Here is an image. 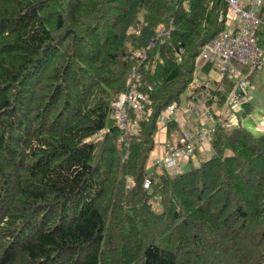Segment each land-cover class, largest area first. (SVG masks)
Instances as JSON below:
<instances>
[{
    "label": "trees",
    "instance_id": "16d2710c",
    "mask_svg": "<svg viewBox=\"0 0 264 264\" xmlns=\"http://www.w3.org/2000/svg\"><path fill=\"white\" fill-rule=\"evenodd\" d=\"M226 8L0 0V264H264L263 124L219 120L198 165L147 169L163 110L206 84L220 106L236 83L218 90L216 65L198 61ZM258 15L264 49V2ZM236 66L251 84L243 118L261 100L251 78L264 63ZM197 69L207 83L194 84ZM131 73L146 100L125 107V131L113 101Z\"/></svg>",
    "mask_w": 264,
    "mask_h": 264
},
{
    "label": "built area",
    "instance_id": "2783aa9c",
    "mask_svg": "<svg viewBox=\"0 0 264 264\" xmlns=\"http://www.w3.org/2000/svg\"><path fill=\"white\" fill-rule=\"evenodd\" d=\"M227 8L219 15V19L225 22V28L217 32L202 47L198 57L199 62L209 61L216 65L218 81L229 77L235 78L236 83L227 96L230 107L229 113L233 118L241 111L242 102L248 98L250 83L241 75L237 64L260 66L264 63V49L257 40V30L261 23L258 15L264 0H225ZM163 34V28L159 29V36ZM130 87L121 92L113 102L115 118L120 127L128 131L132 124L128 120L126 106H131L136 111L142 110V100L146 97L137 89L135 74L129 76ZM223 84H218V89H223ZM212 97L216 101L217 96L208 89H202L182 105H169L159 116V130H164L168 121L172 119L177 129L172 131L161 147H155L149 166L165 168L171 173L179 170V165L194 156L197 145L211 140L215 122L206 126V119H215L208 100ZM150 112V110H148ZM220 112V111H218ZM215 112L216 115L219 113ZM136 123V122H135ZM150 185V177L144 181V187Z\"/></svg>",
    "mask_w": 264,
    "mask_h": 264
},
{
    "label": "rangeland",
    "instance_id": "374dc122",
    "mask_svg": "<svg viewBox=\"0 0 264 264\" xmlns=\"http://www.w3.org/2000/svg\"><path fill=\"white\" fill-rule=\"evenodd\" d=\"M217 73V72H216ZM263 72H257L255 75L252 76L251 80L254 84H256V86H258L259 84L262 86V88L256 87V90L260 92L261 95V100L260 102H258L254 109L246 116H244L243 118H240L239 113L237 114V116L235 118L232 117V115L229 113V105L227 103V101L225 100L220 106L214 105V111L218 112V121L220 120L221 122L224 123L225 126H227L228 128H231L233 126H240L242 123L246 126V128L250 129L253 132H256L258 130V125L259 124H263L264 125V78L260 81L259 79V75L262 74ZM197 76L194 80V84L196 85L198 83V85H201L203 83H207V75L203 74V72L201 70H197L196 71ZM199 75L202 79L199 78ZM203 82V83H202ZM188 94L187 91H185L184 93H182V97L185 98V96ZM249 95V94H247ZM186 102V101H185ZM185 102H180L178 105L182 106L185 104ZM216 108H218L216 110ZM239 115V116H238ZM214 122V118L212 119H206V126L207 125H211ZM212 127V125L210 126ZM161 134H165L164 130H158L157 131V135L158 138H161ZM101 135V134H100ZM212 154V146L211 143H203L201 144V147L199 148V150L197 151V153L194 154V156L191 157L190 160L187 161V159H185L180 165H179V171L185 170L187 168H189L190 166L193 165H198L199 162L202 159L207 158L208 156H210ZM239 256V254H238Z\"/></svg>",
    "mask_w": 264,
    "mask_h": 264
},
{
    "label": "crops",
    "instance_id": "0c3cea01",
    "mask_svg": "<svg viewBox=\"0 0 264 264\" xmlns=\"http://www.w3.org/2000/svg\"><path fill=\"white\" fill-rule=\"evenodd\" d=\"M156 141L158 143L157 147H161L159 144H164L166 141V134H161V138H158V135L156 134Z\"/></svg>",
    "mask_w": 264,
    "mask_h": 264
}]
</instances>
